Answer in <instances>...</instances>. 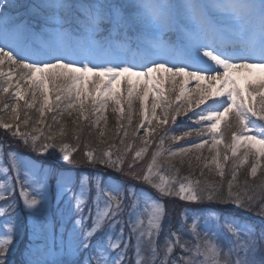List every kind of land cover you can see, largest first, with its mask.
<instances>
[{
    "label": "snow or ice",
    "instance_id": "obj_1",
    "mask_svg": "<svg viewBox=\"0 0 264 264\" xmlns=\"http://www.w3.org/2000/svg\"><path fill=\"white\" fill-rule=\"evenodd\" d=\"M154 74H168L173 91L182 78L175 104ZM121 78L127 124L135 93L138 128L145 130L144 146L127 164L128 144L115 157L85 144L83 156L75 158L78 127L71 146L57 139L68 135L64 126L58 132L52 124L36 127L45 124V109L59 108L47 95L49 82L57 81L56 101L68 100L69 116L71 109L80 113L74 124L88 121L90 130L100 129L101 120L106 125L108 97L124 118L122 97L113 91ZM190 80L195 99L185 96ZM205 80L209 88L201 87ZM81 83H91L99 99ZM13 88L12 99L0 96V113L11 109L8 120L0 115V264H264V180L234 184L249 157L253 180L264 159V0H0V93ZM37 93L44 100L29 128L31 117L21 116L20 101L32 109ZM87 99L99 113L94 121ZM157 129L162 131L148 140ZM193 132L202 139L186 140ZM225 132L229 142L223 146L231 154L225 152V162L244 148L226 185L161 171L158 160L165 153V171L176 173L171 158L211 141V163L223 177L217 145ZM104 135L99 131L98 137ZM166 139L185 144L164 149ZM153 143L150 163L136 169ZM175 201L201 207L177 214Z\"/></svg>",
    "mask_w": 264,
    "mask_h": 264
},
{
    "label": "rangeland",
    "instance_id": "obj_2",
    "mask_svg": "<svg viewBox=\"0 0 264 264\" xmlns=\"http://www.w3.org/2000/svg\"><path fill=\"white\" fill-rule=\"evenodd\" d=\"M5 71H7V67L4 68ZM88 75V79L91 80H96V77L93 76L91 73L87 74ZM156 75L158 78L163 80V87H162V92L168 97L169 101H172L174 104L177 102L176 101V97L180 95V88L182 85V78L177 77L176 81L177 83L175 84V91H173V86L171 84V81L167 78L168 74H154ZM145 78H140V83L141 85L143 84ZM137 78L136 77H132V81L135 84ZM107 82V78H105V83ZM15 83V76H13V84ZM57 84H59V81L53 83V82H49L48 84V88H47V95L50 101L51 106L53 107V103H54V108L57 107V105L59 104V108H57V111L54 112L53 116L56 117L57 123H53L52 117L49 116V112L47 111V109H45V124L44 125H40L37 124L36 127H40L42 129H46L48 124H52V128L53 131L58 132L59 129L64 126L66 128V130H68L69 127H71V119H72V115L71 116H62V114H59L60 112H65L66 111V105L68 103V100L66 99H62L61 101H56L55 97L58 94L57 93ZM25 86V85H24ZM65 85L61 84L60 87L63 88ZM80 87L82 88V90H85L87 92H91L92 96L99 99V94L95 91L94 86L91 83H81ZM195 82L194 81H189L188 84L185 86V96H189L191 95V97L193 99H195ZM201 87L202 88H209V82L207 80L203 81L201 83ZM12 91H14L13 89L9 90L8 94H3L0 93V96H3V98L5 100H10L12 99L11 93ZM43 91V89L41 90ZM114 93H118L119 96L122 97V99L120 100V104L123 105L124 107V118L120 117V113L117 110L118 109V105L116 104L115 98L114 97H108L107 100V104L105 105V111H104V115L107 118V124L101 126L102 130L104 131L105 135L108 139H111V141H109V143H113L114 146L112 147L113 150V155L115 157V155L118 154V152L122 153L123 149L125 147V144L130 145V140L132 139L131 137H133V139H135V144L131 146V149L129 150L130 152H126V154H129L134 156V151H137L139 148L143 147L144 145L142 144V140L145 138L144 137V129H140L138 128V125L142 119L141 117V103L140 100L135 98V93H134V98H133V103H132V107H133V112H132V123L129 126L127 124V117L129 115L128 112V107H127V88L124 86V80L123 78H121V82L119 85H115L114 89H113ZM137 91H139V88H137ZM26 92L28 93L25 96V99H29L31 96V92L28 90H26ZM83 99V97H82ZM152 95L151 93L149 94V98H148V105L149 107L151 106L152 103ZM44 97L40 94L37 93V97H36V106L32 109H27L24 105V100L20 101V114L23 117L25 112H27V114L31 117L30 121H29V128H31L32 124L34 121H37L39 119V113L37 111L38 108H40L41 104L43 103ZM257 100H259V97H257ZM73 103H76V101H73ZM0 107H2V105H0ZM85 107L88 113V116L90 115L89 111H91L90 109H92L93 104L91 102V99H87L85 100ZM74 110V109H73ZM195 110V109H194ZM77 111V110H76ZM11 112V109H9L8 113H0V115L4 116L5 120H8V116ZM160 113V108H157V114L159 115ZM80 114V113H78ZM189 115H191V113H189ZM52 116V115H51ZM179 120V118H178ZM120 122V124H122L124 127L121 131H119V133L117 134V137H113L114 136V128L109 127L112 123L114 122ZM11 122V121H10ZM146 123V122H145ZM157 122L153 121V126H155ZM165 127H172L171 125L165 126ZM116 128V127H115ZM23 129V126H22ZM127 130L128 132V136L127 137H123V133L124 131ZM101 131V130H99ZM162 130L160 129L158 131V129L156 130L155 133H153L152 136L147 137L148 140H152L154 136L157 135V133L161 132ZM221 131L224 132V121L221 122ZM3 130L0 129V135H2ZM88 136L89 133L92 132H87ZM110 134V137H109ZM176 135H180V132L175 133ZM65 137V136H63ZM62 137V138H63ZM112 137V138H111ZM121 138L124 139V144L120 143ZM206 138V137H205ZM58 141L61 139V137H57ZM80 139H82L83 142H80V147L78 149V151L76 153H74V157L75 158H81L85 152V144L89 141H92L93 139H91L90 137L86 136V139L83 138L80 135ZM186 140H195V141H200L202 138L198 137L196 135L195 132H193V134L190 137L185 138ZM66 142V141H65ZM229 142V137L227 132H225V135L223 137V142L220 145H217L218 148H220L221 151V156L219 158V163L221 165H223V171H224V176L222 177V180H213L215 178V176L218 178H221V176L218 175V168L215 164L211 163L212 157L215 156V149L212 148V144L211 141H209V144L205 145L203 148L196 150L193 149L192 151H190L187 154H181L177 157H173L171 158V166H174L176 169H178V172L176 173H171L168 171H165L166 168L169 167L168 164V158L167 155L165 153V155L161 156L158 160L159 163L162 164L161 167V171L163 172L164 175L166 176H171V175H175L177 179L183 178V177H188L191 180L195 181L196 179H199V181H201V183H213V184H218V183H223L226 185V182L229 181L231 179L230 176V171L232 169V167L234 166V164H238L239 160L243 158V152H244V148L243 146L240 148V150L238 151L237 157L238 158H230L227 162H225L223 160V155L225 154V152H228V155L231 156L230 151H228L227 149L224 148V144ZM68 143V142H66ZM69 144V143H68ZM185 144V140H181V141H172L171 139H166L164 142V149H176L179 145ZM187 146V145H186ZM156 148V144L153 143L151 144V146L148 148V152H147V156L144 155L142 159H139V162H137L135 165L138 166L136 167V169L139 168L140 169H144L147 167V165L150 163L151 160V156L153 151ZM125 155V154H124ZM199 156L200 159L197 160L196 157ZM133 159H131L132 161ZM252 158L249 157V160L247 163L243 164L240 168H239V172L237 175V179L238 182L236 183V181L234 182V184H243V182L245 180H248L250 184H259L262 180H264V159H262L260 161V166L258 168V172H257V177L253 180L249 173H250V167L252 164ZM127 164V162H125ZM208 164L209 167L205 168L204 165ZM134 165V166H135ZM208 170V171H206ZM201 171H203V175H201ZM22 246L24 247V241H22V245H19V247L22 249Z\"/></svg>",
    "mask_w": 264,
    "mask_h": 264
},
{
    "label": "trees",
    "instance_id": "obj_3",
    "mask_svg": "<svg viewBox=\"0 0 264 264\" xmlns=\"http://www.w3.org/2000/svg\"><path fill=\"white\" fill-rule=\"evenodd\" d=\"M77 103V102H76ZM53 105V107H55L54 106V103L52 104ZM77 109H71L70 111L72 112V119H71V127H69L68 128V135H66L65 137H61V139L60 140H63L64 142L66 141V142H68L69 143V145L71 146L72 144H74L76 141L74 140V138H73V129H76L77 127H78V129H79V134L83 137V138H85L86 139V136L87 137H90L91 139H93L92 141H89V142H87L86 144L88 145V147L89 148H92V149H96V151H97V154L99 153V151L100 150H104V149H107V150H113V146H114V144L112 143H109V141H111V139H108L106 136H103L102 138H100V137H98V133H99V130H102V127L101 126H103L104 124H105V122H104V120H101V126H100V129H91L90 130V128H89V122L88 121H84V120H80L79 122H78V125L77 124H74L73 123V121L76 119V117L77 116H79L80 114H78L79 113V111L77 110ZM91 111H89V113H90V115H89V120L90 121H94V119H95V115H98L99 113H96L95 115H94V113H93V107H92V109H90ZM106 110V109H105ZM104 110V111H105ZM68 111L69 110H67L66 109V111L65 112H60V113H62V116H68ZM53 114H54V112H49V116L50 117H54L53 116ZM52 115V116H51ZM121 125L122 124H120V122H118V121H116V122H114V123H112L109 127H112V128H114L113 130H114V138L115 137H117V134L119 133V131H121L122 129H123V127H121ZM116 127V128H115ZM160 129H158V131H159ZM87 132H92V133H89V136H88V133ZM109 137H110V134H109ZM112 138V137H111ZM132 139L130 140V146H132V145H134L135 144V139H133V137H131ZM103 140V143H101L100 142V140ZM109 140V141H108ZM80 142H83L82 141V139H80ZM130 149H131V147H130ZM21 151H23V149H21ZM127 152H130L129 150L127 151ZM76 153V152H75ZM134 155H135V151H134ZM146 156H147V153L145 154ZM134 158V156H132V155H130L129 156V154H125V162H129V161H131V159H133ZM144 158V157H143ZM137 162H139V160L137 161ZM136 162V163H137ZM68 167H71V165H68ZM135 168L136 167H138V166H134ZM138 170H139V168H138ZM206 171H208V170H206ZM223 178L221 177V178H218V176L216 177L215 176V178L213 179V180H222ZM196 180H199V179H196ZM238 182V179H237V181H236V183ZM218 184H221V183H218ZM235 190V189H234ZM184 207H188V208H193V209H195V208H199V207H201L200 205H198V204H195V203H191V204H188V203H186V202H183V201H175L174 202V210H175V212L177 213V214H179L181 211H182V209L184 208Z\"/></svg>",
    "mask_w": 264,
    "mask_h": 264
},
{
    "label": "bare ground",
    "instance_id": "obj_4",
    "mask_svg": "<svg viewBox=\"0 0 264 264\" xmlns=\"http://www.w3.org/2000/svg\"><path fill=\"white\" fill-rule=\"evenodd\" d=\"M25 87V91L27 90V85L24 86Z\"/></svg>",
    "mask_w": 264,
    "mask_h": 264
}]
</instances>
